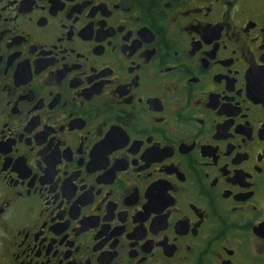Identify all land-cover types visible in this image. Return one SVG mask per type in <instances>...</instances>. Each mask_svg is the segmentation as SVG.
I'll return each mask as SVG.
<instances>
[{"label":"flooded vegetation","instance_id":"flooded-vegetation-1","mask_svg":"<svg viewBox=\"0 0 264 264\" xmlns=\"http://www.w3.org/2000/svg\"><path fill=\"white\" fill-rule=\"evenodd\" d=\"M0 264H264V0H0Z\"/></svg>","mask_w":264,"mask_h":264}]
</instances>
